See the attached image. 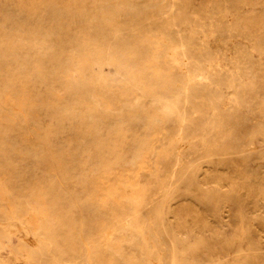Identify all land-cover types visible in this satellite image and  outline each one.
I'll use <instances>...</instances> for the list:
<instances>
[{"label": "rangeland", "instance_id": "obj_1", "mask_svg": "<svg viewBox=\"0 0 264 264\" xmlns=\"http://www.w3.org/2000/svg\"><path fill=\"white\" fill-rule=\"evenodd\" d=\"M262 125L264 0H0V264H264Z\"/></svg>", "mask_w": 264, "mask_h": 264}, {"label": "bare ground", "instance_id": "obj_2", "mask_svg": "<svg viewBox=\"0 0 264 264\" xmlns=\"http://www.w3.org/2000/svg\"><path fill=\"white\" fill-rule=\"evenodd\" d=\"M19 1H20V0H19ZM136 1H137V0H136ZM251 1H252V0H251ZM30 2H31V1H30ZM52 2H53V1H52ZM92 2H93V1H92ZM259 2H260V1H259ZM32 3H33V2H32ZM94 3H95V2H94ZM98 3H99V2H98ZM256 3H257V2H256ZM142 4H143V3H142ZM261 4H262V3H261ZM132 5H133V4H132ZM150 5H151V4H150ZM168 5H169V4H168ZM252 5H253V4H252ZM133 7H134V6H133ZM176 7H177V6H176ZM115 11H116V10H115ZM129 11H130V10H129ZM254 11H255V10H254ZM20 13H21V12H20ZM110 13H111V12H110ZM108 15H109V13H108ZM111 15H112V14H111ZM119 18H120V17H119ZM115 19H116V18H115ZM143 19H144V18H143ZM175 20H177V19H175ZM51 23H52V22H51ZM260 23H261V22H260ZM117 24H118V23H117ZM126 24H127V23H126ZM139 25H140V24H139ZM124 26H125V25H124ZM120 28H121V27H120ZM17 31H18V30H17ZM122 31H123V30H122ZM33 32H34V31H33ZM123 32H124V31H123ZM171 33H172V32H171ZM257 34H258V33H257ZM46 35H47V34H46ZM171 36H172V35H171ZM47 37H48V36H47ZM183 37H184V36H183ZM42 38H43V36H42ZM175 38H176V37H175ZM48 41H49V40H48ZM193 44H194V43H193ZM71 45H72V44H71ZM256 45H257V44H256ZM179 46H180V45H179ZM181 46H182V45H181ZM192 46H193V45H192ZM203 48H204V47H203ZM72 50H73V49H72ZM193 53H194V52H193ZM240 53H241V52H240ZM190 54H191V53H190ZM193 55H194V54H193ZM194 56H195V55H194ZM188 57H189V56H188ZM197 57H198V56H197ZM242 57H243V56H242ZM193 58H194V57H193ZM178 61H179V60H178ZM191 61H192V60H191ZM250 63H251V62H250ZM108 64H109V63H108ZM121 65H122V64H121ZM247 66H248V65H247ZM249 66H250V65H249ZM260 67H261V66H260ZM123 68H124V67H123ZM152 68H153V67H152ZM35 70H37V69H35ZM125 71H126V70H125ZM190 72H191V71H190ZM243 72H244V71H243ZM248 72L250 73V71H248ZM244 75H246V74H244ZM249 75H250V74H249ZM40 77H41V76H40ZM220 77H221V76H220ZM244 77H245V76H244ZM115 79H116V78H115ZM43 80H44V79H43ZM10 81H11V80H10ZM213 81H214V79H213ZM251 81H252V80H251ZM3 84H4V83H3ZM117 84H118V83H117ZM224 84H225V83H224ZM202 86H204V85H202ZM241 86H242V85H241ZM204 89H205V86H204ZM46 90H47V89H46ZM201 91H202V89H201ZM240 91H241V90H240ZM140 92H141V91H140ZM192 92H193V91H192ZM235 92H236V91H235ZM180 93H181V91H180ZM39 94H40V93H39ZM178 94H179V93H178ZM202 94H203V93H202ZM206 94H208V93H206ZM187 96H188V95H187ZM191 97H192V96H191ZM26 98H27V97H26ZM26 98H24V99H26ZM77 99H78V98H77ZM187 99H189V98H187ZM27 100H28V98L26 99V101H27ZM30 101H31V100L29 99V102H30ZM198 101H199V100H198ZM177 102H179V101H177ZM192 102H193V101H192ZM200 102H201V101H200ZM30 103H32V102H30ZM194 103H195V102H194ZM42 104H43V103H42ZM203 104H204V103H203ZM126 105H127V104H126ZM193 105H194V104H193ZM62 106H63V105H62ZM150 106H151V105H150ZM188 106H189V105H188ZM197 106H199V104H198ZM64 107H65V106H64ZM62 108H63V107H62ZM186 109H187V108H186ZM198 109H199V108H198ZM203 109H204V108H203ZM57 110H58V109H57ZM57 110H56V111H57ZM162 110H164V109H162ZM162 110H160V111L162 112ZM200 110H201V109H200ZM205 110H206V109H205ZM71 111H72V110H71ZM110 111H111V110H110ZM158 111H159V110H158ZM203 111H204V110H203ZM73 112H74V110H73ZM75 112H76V110H75ZM102 112H103V111H102ZM156 112H157V111L154 112L155 115H156ZM200 112H201V111H200ZM77 113H78V110H77ZM81 113H82V112H81ZM110 113H111V112H110ZM152 114H153V113H152ZM152 114H151V116H153ZM191 114H192V113H191ZM203 114H204V113H203ZM63 115H64V114H63ZM73 115H74V113H73ZM80 115L83 116L84 114H83V115L80 114ZM86 115H87V114H86ZM90 115H91V114H90ZM129 115H130V114H129ZM135 115H136V114H135ZM185 115H186V112H185ZM189 115H190V114H189ZM71 116H72V114H71ZM92 116H93V115H92ZM159 116H160V115H159ZM195 116H196V114H195ZM76 117H77V116H76ZM79 117H80V116H79ZM86 117H88V116H86ZM61 118H62V116H61ZM77 118H78V117H77ZM83 118H84V116H83ZM93 118L95 119V116H94ZM119 118H120V117H119ZM119 118H118V119H119ZM152 118L155 119V117H152ZM157 118H158V117L156 116V119H157ZM160 118H161V116H160ZM160 118H159V119H160ZM169 118H170V117H169ZM80 119H81V118H80ZM84 119H85V118H84ZM111 119H112V118H111ZM161 119H162V118H161ZM194 119H195V118H194ZM194 119H193V120H194ZM229 119H230V118H229ZM97 120H99V119H97ZM116 120H117V119H116ZM120 120H121V119H120ZM130 120H131V119H130ZM170 120H172V119H170ZM199 120H200V119H199ZM94 121H95V120H94ZM155 121H156V120H155ZM176 121L178 122V119H177ZM189 121H191V120H189ZM95 122H96V121H95ZM151 122H153V120H152ZM157 122H159V121H157ZM193 122H194V121H193ZM61 123H62V122H61ZM82 123H85V122H82ZM115 123H117V122L115 121ZM153 123H154V122H153ZM155 123H156V122H155ZM173 123H174V122H173ZM56 124H58V122H57ZM89 124H90V123H89ZM93 125H94V124H93ZM182 125H183V124H182ZM84 126H85V125H84ZM98 126H99V125H98ZM124 126H125V125H124ZM169 126H170V125H169ZM201 126H202V125H201ZM262 126L264 127V125H262ZM109 127H110V126H109ZM117 127H118V125L115 126V129H116ZM164 127H165V126H164ZM174 127H175V126H174ZM119 128H120V127H119ZM168 128H169V127H168ZM176 128H177V127H176ZM178 128H179V127H178ZM198 128H199V127H198ZM71 129H72V128H71ZM125 129H127V128H125ZM166 129H167V127H166ZM172 129H173V128H172ZM260 129H261V128H260ZM21 130H22V129H21ZM46 130H47V129H46ZM59 130H61V129H59ZM117 130H118V128H117ZM168 130H169V129H168ZM170 130H171V129H170ZM201 130H202V129H201ZM201 130H200V131H201ZM40 131H44V129H43V130H40ZM56 131H57V129H56ZM107 131H108V130H107ZM111 131H112V130H111ZM119 131H120V130H119ZM119 131H118V132H119ZM180 131H181V130H180ZM48 132H49V131H48ZM58 132H59V131H58ZM109 132H110V131H109ZM112 132H113V131H112ZM112 132H111V134H112ZM120 132L123 133V131H120ZM251 132L253 133V131H251ZM256 132H257V131H256ZM54 133H55V132H54ZM124 133H126V132H124ZM173 133H175V132H173ZM176 133H177V132H176ZM260 133H261V131H260ZM169 134H170V133H169ZM171 134H172V133H171ZM256 134H258V133H256ZM262 134H263V133H262ZM35 135H37V134H35ZM53 135L55 136V134H53ZM53 135H52V136H53ZM61 135H62V134H61ZM74 135H76V133H75ZM116 135H117V134H116ZM120 135H121V134H120ZM124 135H125V134H124ZM252 135H253V134H252ZM252 135H251V136H252ZM254 135H255V133H254ZM46 136H47V135H46ZM48 136H49V135H48ZM109 136H110V135H109ZM113 136H114V135H113ZM117 136L119 137V133H118ZM122 136H123V134H122ZM122 136H121V140L124 139V137H125V136H123V137H122ZM134 136H135V135H134ZM251 136H250V138H251ZM115 137H116V136H115ZM258 137H259V136H258ZM55 138H56V137H55ZM101 138H102V137H101ZM116 138H117V137H116ZM139 138H140V137H139ZM242 138H243V137H242ZM255 138H257V137H255ZM38 139H39V138H38ZM184 139H185V138H184ZM253 139H254V137H253ZM63 140H64V139H63ZM118 140H120V139H118ZM125 140H126V139H125ZM141 140H142V139H141ZM141 140L139 139V142H141ZM143 140H144V139H143ZM108 141H109V140H108ZM108 141H107V142H108ZM122 141H123V140H122ZM253 141H255V139H254ZM253 141L251 140L252 144H254ZM112 142H113V141H112ZM114 142H115V141H114ZM116 142H117V141H116ZM146 142H147V141H146ZM174 142H175V141H174ZM251 142H250V143H251ZM257 142H258V141H257ZM103 143H104V142H103ZM103 143H102V144H103ZM120 143H121V141H120ZM134 143H135V142H134ZM136 143H138V142L136 141ZM141 143H142V142H141ZM147 143H148V142H147ZM169 143H170V142H169ZM243 143H244V142H243ZM247 143H248V142H247ZM77 144H79V143H77ZM82 144H83V143H82ZM104 144H106V143H104ZM108 144H109V143H108ZM111 144H112V143H111ZM116 144H117V143H116ZM118 144H119V142H118ZM203 144H204V143H203ZM84 145H85V144H84ZM84 145H83V146H84ZM114 145H115V144H114ZM114 145H113L112 149L114 148ZM135 145H136V144H135ZM139 145H140V143H139ZM139 145H137V146H139ZM141 145H143V143H142ZM163 145H164V144H163ZM171 145H172V143H171ZM171 145H170V147H171ZM102 146H103V145H102ZM106 146H107V145H106ZM106 146H105V147H106ZM108 146H109V145H108ZM123 146H124V145H123ZM76 147H77V146H76ZM121 147H122V146H121ZM135 147H136V146H135ZM144 147H145V146H144ZM168 147H169V146H168ZM172 147H173V146H172ZM210 147H211V146H210ZM231 147H232V146H231ZM107 148H108V147H107ZM109 148H110V146H109ZM138 148H139V147H138ZM140 148H141V146H140ZM152 148H153V147H152ZM52 149H53V148H52ZM104 149H105V148H104ZM112 149H111V152H112ZM142 149H143V148H142ZM172 149H173V148H172ZM246 149H247V148H246ZM115 150H116V149H113V151H115ZM132 150H133V149H132ZM169 150L171 151V149H169ZM121 151H122V150H121ZM121 151H120V152H121ZM139 151H140V149H138V152H139ZM141 151H142V150H141ZM141 151H140V153H141ZM157 151H158V150H157ZM170 151H169V152H170ZM1 152H2V151H1ZM4 152H7V151L4 150ZM145 152H146V151H145ZM246 152H247V151H246ZM102 153H103V152H102ZM3 154H4V153H3ZM6 154H7L6 157H8L9 154H8V153H6ZM82 154H83V153H82ZM117 154H118V153H117ZM122 154H123V153H122ZM137 154H139V153H137ZM167 154H168V152H167ZM234 154H235V153H234ZM241 154H242V153H241ZM254 154H255V153H254ZM260 154H261V152H260ZM144 155H145V154H144ZM261 155H262V154H261ZM4 156H5V154H4ZM88 156H89V155H88ZM116 156H117V155H115V158H116ZM124 156H125V155H124ZM135 156H136V158H137V156H139V155H135ZM141 156H143V155H141ZM223 156H224V155H223ZM139 157H140V156H139ZM139 157H138V158H139ZM143 157H144V156H143ZM157 157H158V156H157ZM211 157H212V156H211ZM231 157H232V156H231ZM258 157H261V156H258ZM100 158H101V157H100ZM115 158H114V160H115ZM125 158H126V157H125ZM136 158H134V159H136ZM203 158H204V157H203ZM80 159H81V158H80ZM116 159H117V158H116ZM134 159H133V160H134ZM140 159H141V158H140ZM140 159H139V160H140ZM196 159H197V158H196ZM219 159H220V158H219ZM244 159H245V157H244ZM246 159H247V158H246ZM255 159H256V158H255ZM103 160H104V159H103ZM118 160H119V158H118ZM120 160H121V159H120ZM120 160H119V162H120ZM130 160H131V159H130ZM141 160H142V159H141ZM141 160H140V161H141ZM143 160H144V158H143ZM143 160H142V161H143ZM228 160H229V159H228ZM241 160H242V159H241ZM137 161H138V159L136 160V162H137ZM151 161H152V160H151ZM109 162H110V161H109ZM111 162H112V161H111ZM115 162H116V161H114V163H115ZM130 162H131V161H130ZM132 162H133V161H132ZM138 162H139V161H138ZM104 163H105V162H104ZM114 163H113V165H114ZM134 163H135V162H134ZM201 163H202V162H201ZM201 163H200V164H201ZM203 163H204V162H203ZM209 163H210V162H209ZM86 164H87V163H86ZM115 164H116V163H115ZM117 164H118V163H117ZM124 164H125V163H124ZM175 164H176V163H175ZM195 164H196V163H195ZM219 164H220V163H219ZM247 164H248V163H247ZM70 165H71V164H70ZM133 165H134V164H133ZM192 165H194V164H192ZM210 165H211V163H210ZM116 166H117V165H116ZM83 167H84V166H83ZM104 167H105V166H104ZM107 167H108V166H107ZM185 167H186V166H185ZM259 167H260V166H259ZM197 168H198V167H197ZM213 168H214V167H213ZM232 168H233V167H232ZM246 169H247V167H246ZM263 169H264V168H263ZM75 170H76V169H75ZM189 170H190V169H189ZM215 170H216V169H215ZM237 170H238V169H237ZM208 171H209V170H208ZM218 171H219V170H218ZM233 171H234V169H233ZM71 172H72V171H71ZM108 172H109V171H108ZM192 172H194V171H192ZM210 172H211V171H210ZM214 172H215V171H214ZM220 172H221V171H220ZM245 172H246V171H245ZM259 172H260V171H259ZM35 173H36V172H35ZM41 173H42V171H41ZM128 173H129V172H128ZM186 173H187V172H186ZM206 173H207V172H206ZM224 173H227V172H224ZM237 173H238V172H237ZM212 174H213V172H212ZM215 174H216V173H215ZM246 174H247V173H246ZM256 174H257V173H256ZM141 175H142V174H141ZM244 175H245V174H244ZM260 175H261V174H260ZM263 175H264V174H263ZM144 176H145V175H144ZM144 176H143V177H144ZM190 176H191V175H190ZM254 176H255V175H254ZM66 177H67V175H66ZM81 177H82V176H81ZM183 177H184V176H183ZM201 177H202V176H201ZM85 178H86V177H85ZM85 178H84V179H85ZM163 178H164V177H163ZM173 178H174V177H173ZM211 178H212V177H211ZM223 178H224V176H223ZM233 178H234V177H232V180H233ZM181 179H182V178H181ZM217 179H218V178H217ZM230 179H231V178H230ZM255 179H256V178H255ZM62 180H63V179H62ZM188 180H189V179H188ZM198 180H199V179H198ZM68 181H69V180H68ZM179 181H180V180H179ZM191 181H192V180H191ZM191 181H190V183H191ZM207 181H208V180H207ZM145 182H146V181H145ZM222 182H223V181H222ZM229 182H230V181H229ZM231 182H232V181H231ZM239 182H240V181H239ZM255 182H258V181H255ZM47 183H48V182H47ZM137 183H138V182H137ZM195 183H196V182H195ZM216 183H217V182H216ZM216 183H215V184H216ZM38 184H39V183H38ZM69 184H70V183H69ZM188 184H189V183H188ZM213 184H214V183H213ZM233 184H234V183H233ZM250 184H251V183H250ZM64 185H65V184H64ZM115 185H116V184H115ZM115 185H114V186H115ZM135 185H136V184H135ZM137 185H138V184H137ZM175 185H176V184H175ZM220 185H221V184H220ZM230 185H231V184H230ZM234 185H235V184H234ZM258 185H259V184H258ZM193 186H194V185H193ZM242 186H243V185H242ZM117 187H118V186H117ZM175 187H176V186H175ZM190 187H192V186H190ZM137 188H138V187H136V189H137ZM143 188H144V187H143ZM172 188H173V186H172ZM180 188H181V187H180ZM194 188H196V187H194ZM209 188H210V187H209ZM234 188H235V186H234ZM241 188H242V187H241ZM59 189H60V188H59ZM140 189H141V188H140ZM140 189H139V190H140ZM191 189H192V188H191ZM34 190L36 191V194H38V193H37V189H34ZM170 190H171V189H170ZM208 190H209V189H208ZM231 190H232V189H231ZM27 191H28V190H27ZM27 191L24 192V193H27ZM35 191H34V192H35ZM38 191H39V190H38ZM42 191H44V189H43ZM55 191H56V190H55ZM61 191H62V190H61ZM63 191H64V190H63ZM117 191H118V190H117ZM132 191H133V190H132ZM134 191H135V190H134ZM182 191H183V190H182ZM139 192H140V191H139ZM43 193H45V191H44ZM64 193H65V192H64ZM121 193H122V192H121ZM133 193H134V192H133ZM140 193H141V192H140ZM174 193H175V192H174ZM189 193H190V192H189ZM196 193H197V192H196ZM203 193H204V192H203ZM229 193H230V192H229ZM254 193H255V192H254ZM28 194H29V193H28ZM34 194H35V193H34ZM39 194H41V191H39ZM45 194H46V193H45ZM45 194H44V195H45ZM76 194H77V193H76ZM131 194H132V192H131ZM172 194H173V192H172ZM179 194H180V193H179ZM25 195H26V194H25ZM67 195H68V194H67ZM81 195H82V194H81ZM134 195H135V198H137V195H136V194H134ZM177 195H178V194H177ZM207 195H208V194H207ZM222 195H223V194H222ZM241 195H242V194H241ZM23 196H24V195H23ZM26 196H27V195H26ZM26 196H24V197H26ZM39 196H40V195H39ZM39 196H38V199H39ZM41 196H42V195H41ZM59 196H61V195H59ZM65 196H66V195H65ZM78 196H79V195H78ZM94 196H95V195H94ZM170 196H171V195H170ZM188 196H189V195H188ZM192 196H193V195H192ZM213 196H214V195H213ZM217 196H218V195H217ZM27 197H29V195H28ZM33 197L37 199V196H34V195H33ZM138 197H140L139 194H138ZM243 197H244V196H243ZM254 197H255V196H254ZM42 198H43V197H42ZM93 198H94V197H93ZM193 198H194V197H193ZM214 198H216V196H215ZM234 198H235V197H234ZM238 198H239V197H238ZM238 198H237V199H238ZM20 199H21V198H20ZM28 199H29V198H28ZM28 199H27V200H28ZM36 199H35V200H36ZM38 199H37V200H38ZM40 199H41V197H40ZM55 199H56V198H55ZM58 199H59V198H58ZM137 199H138V198H137ZM139 199H140V198H139ZM139 199H138V200H139ZM210 199H211V198H210ZM239 199H240V198H239ZM249 199H250V198H249ZM32 200H33V199H32ZM100 200H101V199H100ZM138 200H137V201H138ZM171 200H172V199H171ZM217 200H218V198H217ZM229 200H230V199H229ZM29 201H31V198H30ZM38 201H39V200H38ZM44 201H45V200H44ZM61 201H62V200H61ZM157 201H158V200H157ZM175 201H176V200H175ZM207 201H208V199H207ZM233 201H234V200H233ZM249 201H250V200H249ZM32 202H36V201H32ZM54 202H55V201H54ZM99 202H100V201H99ZM56 203H57V202H56ZM160 203H161V202H160ZM160 203H158V204H160ZM68 204H70V203H68ZM115 204H116V203H115ZM165 204H166V203H165ZM202 204H203V203H202ZM72 205H73V204H72ZM155 205H156V204H155ZM205 205H206V204H205ZM208 205H209V204H208ZM46 206H47V205H45L44 207H46ZM160 206H161V205H160ZM204 207H205V206H204ZM209 207H210V206H209ZM209 207H208V209H209ZM98 208H99V207H98ZM173 208H174V207H173ZM226 208H227V207H226ZM253 208H254V207H253ZM210 209H211V208H210ZM216 209H218V208H215V210H216ZM219 209H220V207H219ZM228 209H229V208H228ZM244 209H245V208H244ZM260 209H261V208H260ZM66 210H68V209H66ZM213 210H214V209H213ZM213 210H212V211H213ZM225 210H226V209H225ZM63 211H64V210H63ZM69 211H70V210H69ZM83 211H84V210H83ZM99 211H101V210H99ZM156 211H157V210H156ZM198 211H199V210H198ZM205 211H206V209H205ZM212 211H211V212H212ZM218 211H219V210H218ZM227 211H228V210H227ZM237 211H239V210H237ZM45 212H46L45 209H43V212H42V213L44 214ZM64 212H65V211H64ZM67 212H68V211H67ZM203 212H204V210H203ZM206 212H207V211H206ZM209 212H210V211H208V213H209ZM246 212H247V211H246ZM257 212H258V211H257ZM158 213H159V212H158ZM170 213H171V212H170ZM170 213H169V214H170ZM200 213H201V212H200ZM212 213H213V212H212ZM228 213H229V212H228ZM32 214H33V213H32ZM32 214H29V215L32 216ZM43 214H41V215H43ZM198 214H199V213H198ZM202 214H203V213H202ZM215 214H216V213H215ZM229 214H230V213H229ZM239 214H240V213L238 212L237 215H239ZM248 214H249V213H248ZM260 214H261V213H260ZM29 215H28V216H29ZM46 215H49V214L46 213ZM68 215H69V213H68ZM111 215H112V214H111ZM159 215H160V214H159ZM206 215H207V214H206ZM208 215H209V214H208ZM210 215H211V214H210ZM231 215H232V214H231ZM31 216H30V217H31ZM35 216H36V215H35ZM43 216H44V215H43ZM71 216H72V215H71ZM104 216H105V215H104ZM113 216H114V215H113ZM157 216H158V215H157ZM203 216H205V214H204ZM213 216H215V215L213 214ZM216 216H217V215H216ZM260 216H261V215H260ZM53 217H54V216H53ZM59 217H60V216H59ZM65 217H66V216H65ZM72 217H73V216H72ZM207 217H208V216H207ZM232 217H233V215H232ZM239 217H240V215H239ZM249 217H250V216H249ZM249 217H248V218H249ZM27 218H29V217H27ZM69 218H70V217H69ZM127 218H128V217H127ZM158 218H160V217H158ZM158 218H157V219H158ZM161 218H162V217H161ZM164 218H165V217H164ZM254 218H255V217H254ZM30 219H31V218H30ZM203 219H204V218H203ZM235 219H236V218H235ZM255 219H256V218H255ZM259 219H260V218H259ZM31 220H32V219H31ZM36 220H37V219H36ZM44 220H45V219H44ZM108 220H109V219H108ZM160 220H161V219H160ZM160 220L158 219V221H160ZM206 220H207V219H206ZM217 220H219V219H217ZM238 220H239V218H238ZM240 220H241V218H240ZM249 220H250V219H249ZM28 221H29V220H28ZM37 221H39V220H37ZM158 221H157V222H158ZM204 221H205V220H204ZM253 221L255 222V220H253ZM30 222H31V221H30ZM35 222H36V221H35ZM35 222H34V223H35ZM62 222H63V221H62ZM69 222H70V221H69ZM98 222H99V221H98ZM154 222H155V221H154ZM220 222H221V221H220ZM229 222H230V220H229ZM238 222H240V221H238ZM67 223H68V222H67ZM94 223H95V222H94ZM103 223H104V222H103ZM158 223H159V222H158ZM164 223H165V222H164ZM227 223H228V222H227ZM242 223H243V225H244V221H243ZM242 223H241V224H242ZM38 224H39V223H37V225H38ZM62 224H63V223H62ZM74 224H75V223H74ZM209 224H211V223H209ZM232 224H233V222H232ZM234 224H236V222H235ZM251 224H253V223H251ZM0 225H1V224H0ZM37 225H35L34 227L36 228ZM53 225H54V224H53ZM69 225H70V224H69ZM165 225H166V224H165ZM220 225H223V224H220ZM229 225H230V224H229ZM239 225H240V223H239ZM158 226H160V223L158 224ZM162 226H163V225H162ZM217 226H219V225L217 224ZM233 226H234V225H233ZM237 226H238V225H237ZM251 226H252V225H251ZM40 227H41V226H40ZM106 227H107V226H106ZM124 227H125V226H124ZM132 227H133V225H132ZM224 227H225V225H224ZM224 227H222L221 229L224 230V229H225ZM231 227H232V226H231ZM243 227H245V225H244ZM243 227L241 228V230L243 229ZM74 228H75V226H74ZM190 228H191V227H190ZM194 228H195V227H194ZM197 228H198V227H197ZM201 228H202V227H201ZM216 228H217V227H216ZM216 228H215V229H216ZM61 229H62V228H61ZM72 229H73V228H72ZM110 229H111V228H110ZM159 229H160V228H159ZM213 229H214V228H213ZM217 229H218V228H217ZM231 229H232V228H231ZM234 229H236V228H234ZM234 229H233V230H234ZM237 229H238V228H237ZM244 229H245V228H244ZM73 230H74V229H73ZM121 230H122V229H121ZM165 230H166V229H165ZM194 230H195V229H194ZM201 230H202V229H201ZM201 230H200V231H201ZM218 230H220V228H219ZM61 231H62V230H61ZM103 231H104V230H103ZM158 231H159V230H158ZM167 231H168V230H167ZM197 231H198V230H197ZM230 231H231V230H230ZM234 231H236V230H234ZM99 232H100V230H99ZM161 232H163V231H161ZM189 232H190V231H189ZM213 232H215V230H214ZM222 232H224V231H222ZM240 232L242 233V231H240ZM243 232H244V231H243ZM132 233H133V232H132ZM159 233H160V231H159ZM110 234H112V233H110ZM165 234H166V233H165ZM201 234H202V233H201ZM205 234H206V233H205ZM233 234H234V233H233ZM235 234H236V233H235ZM244 234H245V233H244ZM102 235H103V234H102ZM215 235H216V234H215ZM223 235H224V234H223ZM129 236H130V235H129ZM132 236H133V235H132ZM132 236H131V237H132ZM164 236H165V235H164ZM168 236H169V235H168ZM220 236L222 237V235H220ZM94 237H95V235H94ZM100 237H101V236H100ZM107 237H108V236H107ZM109 237H110V236H109ZM177 237H178V236H177ZM200 237H201V236H200ZM203 237H204V235H203ZM218 237H219V236H218ZM239 237H240V234H239ZM65 238H66V237H65ZM197 238H198V237H197ZM215 238H217V236H216ZM256 238H257V237H256ZM92 239H93V238H92ZM123 239H124V237H123ZM123 239H122V241H121V240H120V241L123 242ZM220 239H223V238H220ZM239 239H241V238H239ZM64 240H65V239H64ZM129 240H130V238H129ZM131 240H132V238H131ZM214 240H215V239H214ZM223 240H224V239H223ZM223 240H222V241H223ZM55 241H56V240H55ZM113 241H114V240H113ZM126 241H128V239H127ZM126 241H125V242H126ZM135 241H136V240H135ZM175 241H176V240H175ZM222 241H220V243H221ZM250 241H251V240H250ZM97 242H98V241H97ZM121 242H120V243H121ZM132 242H133V240H132ZM258 242H259V241H258ZM71 243H72V242H71ZM116 243H117V242H116ZM123 243H124V242H123ZM127 243H129V241H128ZM239 243H240V242H239ZM250 243H251V242H250ZM261 243H262V242H261ZM261 243H260V244H261ZM112 244H113V243H112ZM118 244H119V243H118ZM118 244H117V245H118ZM168 244H169V243H168ZM213 244H214V243H213ZM251 244H252V243H251ZM119 245H122V244H119ZM126 245H128V244H126ZM126 245H124V246H126ZM129 245H131V244H129ZM152 245H153L154 248H155L156 244H155V245L152 244ZM160 245H161V244H160ZM216 245H217V244H216ZM58 246H59V245H58ZM131 246H132V245H131ZM169 246H170V244H169ZM193 246H194V245H193ZM224 246H226V245H224ZM113 247H115L114 244H113ZM113 247H112V249H113ZM116 247H117V246H116ZM121 247L123 248V245H122ZM151 247H152V246H151ZM209 247H210V246H209ZM214 247H215V246H214ZM262 247H263V246H262ZM21 248H22V247H21ZM126 248H127V246H126ZM129 248H130V247H129ZM154 248H153V249H154ZM244 248H245V247H244ZM75 249H76V248H75ZM115 249H116V248H115ZM115 249H113V250H115ZM117 249H118V248H117ZM120 249H121V248H120ZM134 249L136 250V248H134ZM134 249H133V250H134ZM153 249H152V250H153ZM242 249H243V248H242ZM24 250H25V249H23V252H22V253H24ZM59 250H60V249H59ZM125 250H126V249H125ZM125 250L123 249L122 251H125ZM127 250H131V249H128V248H127ZM127 250H126V251H127ZM21 251H22V249H21ZM60 251H61V250H60ZM73 251H74V250H73ZM79 251H80V249H79ZM115 251L118 252V250H115ZM198 251H199V250H198ZM198 251H197V252H198ZM26 252H27V251L25 250V253H26ZM57 252H58V251H57ZM111 252H113V251L111 250ZM116 252H115V253H116ZM120 252H121V251L119 250V253H120ZM127 252H129V251H127ZM135 252H136V251H135ZM64 253H65V252H64ZM73 253H74V252H73ZM240 253H241V252H240ZM240 253H239V254H240ZM242 253H243V252H242ZM245 253H246V252H245ZM26 254H27V253H26ZM28 254H31V253H28ZM75 254H76V253H75ZM88 254H89V253H88ZM111 254H112V253H111ZM117 254H118V253H117ZM124 254H125V253H124ZM126 254H129V253H126ZM131 254H132V253H131ZM200 254H201V253H200ZM31 255H32V254H31ZM65 255H66V254H65ZM65 255H64V256H65ZM120 255H121V253H120ZM122 255H123V254H122ZM198 255H199V252H198ZM201 255H202V254H201ZM254 255H255V254H254ZM28 256H29V255H28ZM28 256H27V257H28ZM102 256H103V255H102ZM113 256H114V255H113ZM123 256H126V255H123ZM129 256L132 257V255H129ZM213 256H214V255H213ZM213 256H212V258H213ZM225 256H226V255H225ZM238 256H239V255H237V257H238ZM67 257H68V256H67ZM104 257H105V256H104ZM126 257H128V256H126ZM133 257H134V256H133ZM136 257H137V256H136ZM136 257H134V258L137 260L138 258H136ZM237 257H235L236 260L240 258V257H239V258H237ZM65 258H66V257H65ZM110 258H111V257H110ZM122 258H123V257H122ZM124 258H125V257H124ZM128 258H129V257H128ZM134 258H133L132 260H133V262L135 263V259H134ZM198 258H199V256H198ZM231 258H232V257H231ZM106 259H107V258H106ZM120 259H121V258H120ZM199 259H200V258H199ZM126 260H127V259H124V260L122 259V261H124V263H126V262H125ZM128 260L131 261V259H128ZM186 260H187V259H186ZM243 260H244V259H243ZM252 260H253V259H252ZM252 260H251V261H252ZM67 261H68V259H67ZM105 261H106V260H105ZM108 261H109V260H108ZM171 261H172V260H171ZM200 261H202V260H200ZM263 261H264V260H263ZM101 262H102V261H101ZM137 262H139V261H136V263H137ZM245 262H246V261H245ZM252 262H253V261H252ZM254 262H255V261H254ZM110 263H112V262H110ZM116 263H117V262H116ZM130 263H131V262H130ZM156 263H158V262H156ZM156 263H155V264H156ZM188 263H189V262H188ZM204 263H205V262H204ZM108 264H109V263H108ZM127 264H129V262H128ZM132 264H133V263H132ZM138 264H139V263H138ZM172 264H173V263H172ZM189 264H191V263H189ZM196 264H197V263H196ZM252 264H253V263H252ZM254 264H255V263H254Z\"/></svg>", "mask_w": 264, "mask_h": 264}]
</instances>
